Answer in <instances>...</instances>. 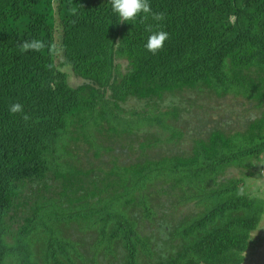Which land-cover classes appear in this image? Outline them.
Instances as JSON below:
<instances>
[{
    "label": "trees",
    "instance_id": "1",
    "mask_svg": "<svg viewBox=\"0 0 264 264\" xmlns=\"http://www.w3.org/2000/svg\"><path fill=\"white\" fill-rule=\"evenodd\" d=\"M148 2L162 20L0 0V264H245L264 224L246 190L264 176V0Z\"/></svg>",
    "mask_w": 264,
    "mask_h": 264
},
{
    "label": "clouds",
    "instance_id": "2",
    "mask_svg": "<svg viewBox=\"0 0 264 264\" xmlns=\"http://www.w3.org/2000/svg\"><path fill=\"white\" fill-rule=\"evenodd\" d=\"M111 8H112V12L115 14V17L119 22L134 23L141 15H145V14H152L154 19H156L157 21L163 19V14L152 13L151 6L148 0H111ZM167 39H168L167 32L165 31L153 32L148 37L145 47L147 48L148 51H151L155 54L157 51L162 49L164 42ZM23 47L26 50L28 49L39 50L42 47V43L40 41L32 40L29 42H25ZM21 110H22V106L18 103L12 105L10 109V111L13 113L19 112ZM256 179L257 178L254 177V181L250 183V185L254 183L255 189L259 187V184L264 185V182L263 184L262 182L257 183ZM262 179H264V176L262 177ZM254 186H250V187H254Z\"/></svg>",
    "mask_w": 264,
    "mask_h": 264
},
{
    "label": "rangeland",
    "instance_id": "3",
    "mask_svg": "<svg viewBox=\"0 0 264 264\" xmlns=\"http://www.w3.org/2000/svg\"><path fill=\"white\" fill-rule=\"evenodd\" d=\"M66 69V70H65ZM124 69V68H123ZM63 71H67V72H69V79L67 80V81H69V83L71 84V86L72 87H74V86H77V85H79V84H81V80H79L78 78H76L75 76H74V74H73V72H71V70H70V68H64V70ZM125 71H123V73H124ZM234 106H236V107H238V108H235L239 113H241L242 115H243V112H242V107H239L238 106V102L237 101H233V103H232ZM244 108H250L249 107V105L247 106H244ZM125 118V115H123V119ZM130 120V119H129ZM125 124V122H123V124H120V125H124ZM144 130L145 129H141V132H140V134H142V133H144ZM94 134V133H93ZM95 136H96V134H95ZM108 144L109 143H106L105 145L107 146V148H108ZM88 150H90V148L88 147ZM152 151V150H151ZM150 151V152H151ZM150 152H148V153H150ZM156 152L159 154V152L158 151H156V150H153V153H154V155H156ZM93 153V152H92ZM153 153H152V155H153ZM163 155L162 156H165V157H167L168 155H166V154H164V153H162ZM110 156H111V154H110ZM113 157H114V155H112ZM111 156V157H112ZM151 156V155H150ZM106 160H105V162L107 163H109L111 160H110V158L108 157V158H105ZM264 166V165H263ZM230 173H234V171L233 172H230ZM251 174H253V172L251 173ZM229 175H231V174H229ZM257 180V183L258 182H262V184H263V182H264V179H262V178H257L256 179ZM162 184H163V182L161 183V186H162ZM250 186H254V183L253 184H251V185H247V193H251V192H253L254 190H255V196H254V198H260V199H264V185L263 186H261V187H259V188H256L255 189V186L254 187H250ZM51 204V203H50ZM51 206V205H50ZM48 209V208H47ZM44 212V211H43ZM48 215V214H47ZM264 222V221H263ZM263 222H262V224H263ZM262 226V225H261ZM263 227H264V224H263ZM258 228L255 232H253L254 234L252 235V239H251V245L249 246V248H248V250H247V253H246V255H245V260H246V262H245V264H264V228ZM263 234V235H262ZM254 249H255V251H254ZM248 256V257H247ZM244 264V263H243Z\"/></svg>",
    "mask_w": 264,
    "mask_h": 264
}]
</instances>
